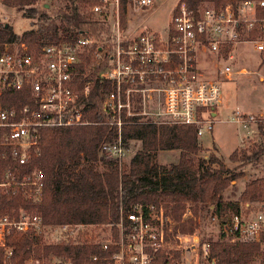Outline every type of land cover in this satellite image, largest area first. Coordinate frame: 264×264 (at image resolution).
Returning <instances> with one entry per match:
<instances>
[{"label":"built area","instance_id":"1","mask_svg":"<svg viewBox=\"0 0 264 264\" xmlns=\"http://www.w3.org/2000/svg\"><path fill=\"white\" fill-rule=\"evenodd\" d=\"M48 0H40L47 4ZM89 13L104 29L102 40L89 29L80 31L71 41L48 44L39 50L26 42L4 43L0 50V199L20 197L37 205L41 202L44 173L32 165L40 154L41 131L49 128H75L108 125L115 132L111 142L100 147L106 159L119 165L129 156L122 129L131 118L167 125L196 128V136L211 132L215 111L221 101L218 79H229L238 47L251 45L264 62V0H246L218 8L190 11L181 0L173 9L171 22L161 31L129 35L128 17L147 12L158 0H89ZM48 5V4H47ZM125 19V27L122 18ZM257 32L251 37V32ZM98 35V34H97ZM225 48H230L223 55ZM105 63L104 70L89 75L79 88L77 77L87 74L81 67L85 59ZM264 69V68H263ZM241 69L237 73H245ZM109 83L112 90L102 95L100 111L105 120H89V97L93 78ZM9 93L28 94L29 103L4 104ZM228 122L247 131L264 124L258 119L234 111ZM210 223L231 244L264 242V190L255 211L211 216ZM190 221L199 223L190 209L179 220L162 206L135 204L129 211L119 206L118 239L109 235L98 243L102 250L114 245L117 251L108 264H219L210 241H201L195 231L182 234L179 228ZM83 225H61L59 242L83 241L78 229ZM49 228L42 217L22 206L0 217V249H6L11 233H30L42 242ZM12 250H6L4 264H12ZM98 256L92 261H98ZM23 264H74L64 257L48 261L29 259Z\"/></svg>","mask_w":264,"mask_h":264},{"label":"trees","instance_id":"2","mask_svg":"<svg viewBox=\"0 0 264 264\" xmlns=\"http://www.w3.org/2000/svg\"><path fill=\"white\" fill-rule=\"evenodd\" d=\"M190 11L207 7H221L238 4L246 0H182ZM258 2L260 0H250ZM5 7L21 13L24 18L35 21V28L16 35L11 26L0 23V50L6 42H26L31 49L39 50L45 45L73 40L80 31L89 29L101 36L105 31L98 27L88 10L89 0H61L62 5L49 9L40 0H0ZM257 15H264V8H258ZM125 27V19L122 18ZM104 32V33H103ZM98 34V35H97ZM257 32H251L256 37ZM230 48H225L226 56ZM78 76L79 88L89 75L105 69L103 62L94 64L87 58ZM109 83L93 78L89 97L83 103L91 105L89 120L94 123L105 120L100 111L102 95L111 91ZM2 98L4 104L19 106L29 103L28 94L9 93ZM261 142L254 148L235 150L229 155L230 162L242 164L258 161L264 155V132ZM115 130L108 125H89L75 128H49L41 131L40 154L33 156L32 165L44 173V187L41 202L33 205L20 197L0 199V217L20 206L39 214L49 230L61 225L106 226L112 241L118 239L119 206L129 211L135 204L162 206L166 213L179 220L188 208L196 218L202 217L211 225L215 235L206 233L205 226L190 221L182 225V234L195 231L200 240L210 241L219 264H251L257 257L264 264V242L229 243L210 223L211 216L219 218L225 214L256 210L264 190V176L246 184L237 202L227 201L223 192L231 186L240 174L228 169L224 162L210 155L205 160L198 155L202 148L196 136V128L186 125H167L131 118L123 126L122 140L131 156L119 165L115 160L106 159L100 152L105 142L115 138ZM135 146V151H132ZM179 151L177 163L160 166L156 157L161 151ZM104 170H97V166ZM83 241L42 242L30 233H11L6 238V249H0V264H4L6 250H12V264H23L29 259L50 260L64 257L74 264H108L101 258H109L117 251L114 245L106 250L95 238L87 233ZM98 256V261L92 257ZM158 257L155 264H165Z\"/></svg>","mask_w":264,"mask_h":264},{"label":"rangeland","instance_id":"3","mask_svg":"<svg viewBox=\"0 0 264 264\" xmlns=\"http://www.w3.org/2000/svg\"><path fill=\"white\" fill-rule=\"evenodd\" d=\"M45 1V0H44ZM181 0H158L155 5L147 12L131 14L128 17L127 32L129 35L140 34L144 32L161 31L171 22L172 11ZM47 2V1H46ZM49 9L54 10L62 5L61 0H48ZM0 23L11 26L13 33L21 35L22 33L35 28V21L24 18L21 13L12 8L5 7L0 2ZM104 34L98 36L103 39ZM237 59L231 65L233 71L229 79H218L220 87L221 101L214 109L215 119L211 132H204L198 137V142L202 148L199 157L207 159L210 155L220 158L225 166L234 170L239 177L231 182V186L223 192V197L227 201L237 202L240 194L245 189L247 183L264 176V155L258 161L242 164L241 162H230L229 155L235 150H247L257 146L262 139L259 128L264 132V124L251 126V131H247L239 125L228 122L234 111H240L246 115H252L258 119L261 113H264V62L261 63V56L256 54L251 45H242L238 47L236 53ZM245 70V73H237L239 70ZM262 78V80H261ZM135 151V146H132ZM122 162L124 164L128 158ZM179 151H161L157 154L156 161L160 166L177 163ZM97 170H104V166L98 165ZM205 217V212H200ZM199 219V223L205 226L206 233L215 235L211 225ZM82 236L87 233L96 241L105 240L109 235V229L106 226H83L78 229ZM58 231L56 229L48 232L44 241L46 243L59 242ZM262 259L257 257L251 264H261Z\"/></svg>","mask_w":264,"mask_h":264},{"label":"crops","instance_id":"4","mask_svg":"<svg viewBox=\"0 0 264 264\" xmlns=\"http://www.w3.org/2000/svg\"><path fill=\"white\" fill-rule=\"evenodd\" d=\"M261 80H262V78H261ZM215 115H217V113H215Z\"/></svg>","mask_w":264,"mask_h":264},{"label":"water","instance_id":"5","mask_svg":"<svg viewBox=\"0 0 264 264\" xmlns=\"http://www.w3.org/2000/svg\"><path fill=\"white\" fill-rule=\"evenodd\" d=\"M5 26H7L6 24H5ZM215 115V114H214Z\"/></svg>","mask_w":264,"mask_h":264}]
</instances>
